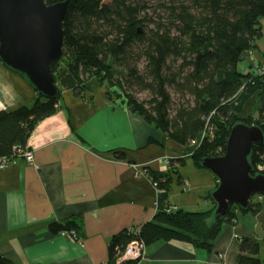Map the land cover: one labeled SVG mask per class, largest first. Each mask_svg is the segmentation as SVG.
<instances>
[{"label":"trees","instance_id":"trees-1","mask_svg":"<svg viewBox=\"0 0 264 264\" xmlns=\"http://www.w3.org/2000/svg\"><path fill=\"white\" fill-rule=\"evenodd\" d=\"M151 1L155 0H70L63 22L64 58L51 65L58 98L48 100L34 90L37 99L31 106L0 112V159H11L15 147L25 148L37 125L58 113L62 89L79 93L89 90L91 82L107 88L109 96L122 100L182 147L199 169L203 160L225 154L234 126H257L264 133V111L241 119L246 103L264 93V76L242 75L237 69L242 55L255 50L262 38L264 0H168L167 24L150 17ZM135 88L149 92L150 99L138 100ZM170 89L183 100L177 107ZM208 125L215 134L204 140ZM249 161L253 167L264 164V145H252ZM176 163L183 166L185 160ZM147 173L164 191L158 214L140 229L147 245L181 242L211 253L223 229L236 224L237 212L259 214L262 209L261 203L251 201L248 210L232 206L224 217H214V203L208 212L167 214L168 194L179 168L171 165L166 174ZM82 230L78 218L49 226L52 235L74 234L77 239ZM131 239L130 230L113 237L107 264L117 263L118 250ZM260 249L256 240H241L238 264H263ZM0 264L16 263L0 257Z\"/></svg>","mask_w":264,"mask_h":264},{"label":"crops","instance_id":"crops-1","mask_svg":"<svg viewBox=\"0 0 264 264\" xmlns=\"http://www.w3.org/2000/svg\"><path fill=\"white\" fill-rule=\"evenodd\" d=\"M261 67L264 20L261 40L242 55L237 69L249 75ZM108 92L105 87L79 93L62 89L58 113L40 122L28 141L33 164L20 160L0 170V257L16 264H107L113 237L141 229L159 212L160 194L147 171L166 174L171 165L181 179L173 176L167 203L192 213L214 208L210 195L216 178ZM36 99L34 89L0 63V112L31 106ZM260 111L264 93L246 103L241 119L256 118ZM253 203H261V212H237L236 224L223 229L211 253L158 241L146 244L139 264H238L244 239L259 242L262 261L264 200ZM71 218L82 223L80 239L49 232L51 224Z\"/></svg>","mask_w":264,"mask_h":264},{"label":"water","instance_id":"water-1","mask_svg":"<svg viewBox=\"0 0 264 264\" xmlns=\"http://www.w3.org/2000/svg\"><path fill=\"white\" fill-rule=\"evenodd\" d=\"M69 3L0 0V63L48 100L58 98L51 65L64 58L63 22ZM254 143L264 145L263 131L238 124L231 130L225 154L203 160L202 168L218 182L211 193L214 217H224L232 206L246 211L256 195L264 197V175L254 176L249 161Z\"/></svg>","mask_w":264,"mask_h":264},{"label":"built area","instance_id":"built-area-1","mask_svg":"<svg viewBox=\"0 0 264 264\" xmlns=\"http://www.w3.org/2000/svg\"><path fill=\"white\" fill-rule=\"evenodd\" d=\"M253 76L263 77L264 76V67L258 68ZM208 132L203 136V139H208L209 136L215 134V130L212 126H207ZM190 157V156H189ZM23 160L27 164H33L34 155L33 151L29 147L21 148L15 147L13 150V156L11 159L9 158H1L0 159V170H3L9 166L16 165L18 161ZM166 164L169 163L168 160L164 161ZM253 175H264V164H259L256 167H253ZM153 187L159 192V194L164 193V191L159 189L158 183L153 182ZM263 197H259V201L261 202ZM178 208L167 203L165 207V212L167 214L176 213ZM236 223V221H235ZM130 233L132 234V239L125 247L123 251L118 250L117 254V263L116 264H139V262L143 259L146 249V242L140 236V229H130ZM74 235V234H73ZM72 235V236H73ZM75 236V235H74ZM241 242V240H239Z\"/></svg>","mask_w":264,"mask_h":264},{"label":"rangeland","instance_id":"rangeland-1","mask_svg":"<svg viewBox=\"0 0 264 264\" xmlns=\"http://www.w3.org/2000/svg\"><path fill=\"white\" fill-rule=\"evenodd\" d=\"M104 2L105 3H109V2H111V0H104ZM149 5H150V10H149L148 13H149L150 17L154 18L155 22L157 20H160V18H161V20H163L161 23L165 22L164 24H167V10H166V7L169 6L168 0L151 1L149 3ZM150 27H151V29L154 28L153 25H151ZM179 65H180V63L177 64V67ZM62 67H65L64 63L62 64ZM143 67H144V65H141V69H143ZM90 85L92 87H96L97 88L96 83H94V82H91ZM133 93H134V96L140 101H147L151 97L149 92H140V90L138 88H135L133 90ZM170 94L172 95V99H173V102L175 104L174 105L175 107H177L179 104L183 103V100L181 99L180 95L176 94L173 91V89H170ZM186 100H189V99L187 98ZM187 190H189V188L186 189L185 192H187ZM259 197H260L259 195H256L254 198H256L258 200ZM263 200H264V197H263ZM263 249H264V247H263ZM261 259H262V261H264V252L262 253Z\"/></svg>","mask_w":264,"mask_h":264}]
</instances>
